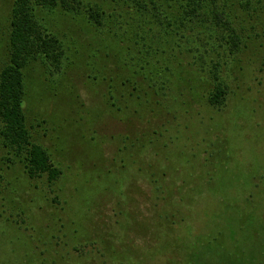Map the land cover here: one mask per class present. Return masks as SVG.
<instances>
[{"label":"rangeland","instance_id":"374dc122","mask_svg":"<svg viewBox=\"0 0 264 264\" xmlns=\"http://www.w3.org/2000/svg\"><path fill=\"white\" fill-rule=\"evenodd\" d=\"M14 1L0 0V71L8 62ZM83 1L92 5L107 3L108 9L113 5V0ZM39 16L61 39L66 35L67 39L68 36L75 38L78 46H71L74 50L79 47L90 56L103 46L104 37L89 31L84 23L45 11H40ZM261 43L264 44V35L236 57L221 60L222 77L229 87L223 109L209 107L204 99L200 100L202 90L198 87L193 92L180 88L172 94V101L178 99L174 103V115L169 117L174 129L165 137L177 141L178 151L184 155L171 154L165 166L153 167L155 175L151 179L157 180L159 186L171 180L169 165L170 169L174 168L172 171L182 173L176 183L179 192L171 201L185 207L181 215L176 212L177 207H169V211L165 208L166 218L159 217V210L152 209L155 201L147 188L145 199L148 201L145 203L141 196L132 195L131 205H127L131 202L124 195L97 193L95 180L104 170L110 169L120 178L122 166L141 161V157L133 154L135 150L119 153L118 147L128 130L133 134L142 130L143 103L138 109L140 115H130L128 110L117 113L107 104V83L88 79L84 66H74L63 78L50 65L48 68L32 66L29 83L30 78L40 75L46 90L41 92L42 97L39 92L28 91L29 102L25 105L28 127L64 174L52 185L46 177L30 179L20 163L13 167L8 164L0 144V262L23 264L30 253L39 254L44 250L40 240L56 235L60 240L51 250V256L57 264H118L101 257L96 250L91 251V247H85L83 252L74 250L78 242L97 240L102 232L112 237L117 246L123 239L124 245L137 253V264H171L172 261L213 264L214 260L223 264H264V47ZM185 57L186 78L204 80L210 76L212 63L208 62L202 71L192 59ZM158 125L162 126L161 130L169 126ZM171 148V151L178 149ZM216 148H221V153L215 152ZM114 159L118 160L116 167H112ZM133 166L145 173L146 166L141 162ZM130 172L122 180L128 191L133 186L132 183L125 185ZM139 173L143 174L140 170ZM137 185L144 188L141 180ZM188 193L192 194L191 198L187 197ZM123 194L127 195L125 191ZM192 200L196 204L189 210ZM163 202L166 204L168 200ZM21 210H27L26 223L16 225L12 220L22 223L25 219ZM9 218L11 223L7 222ZM141 224L149 227L146 236L138 233ZM132 226L136 228L131 230ZM159 235L171 236V241L162 247L163 255H157L152 247V256L142 257L145 248L162 243L157 239ZM125 249H120L122 254ZM196 253L201 256L190 260Z\"/></svg>","mask_w":264,"mask_h":264},{"label":"trees","instance_id":"16d2710c","mask_svg":"<svg viewBox=\"0 0 264 264\" xmlns=\"http://www.w3.org/2000/svg\"><path fill=\"white\" fill-rule=\"evenodd\" d=\"M85 2L83 0L14 1L10 20L8 62L0 71V144L7 155L6 161L12 167L20 163L30 179L46 177L48 184L52 185L62 177L64 173L60 166L54 163L50 153L35 140L28 127L25 110V105L29 102L28 91L41 93L46 90L40 75L30 78L32 82L29 83L28 73L36 64L44 68L50 65L59 72L58 76L63 78L74 66L77 68L84 66V74H87L88 79L107 83L109 93L107 104L111 110H116L117 113L128 110L131 112L130 115L134 116L140 115L138 109L142 103L144 106L142 130L134 134L128 130V134L123 135L119 140L118 147L119 153L124 150H135L133 154L141 157V161H133L131 165L122 166L120 178L113 175L110 169L104 170L95 180L97 193L105 191L104 194L124 195L127 201L131 202H126L127 205H131L132 195L145 199L148 190L155 201L152 209L159 210L157 212L159 217L166 218L163 210L166 208L169 211V207L172 209L177 207L175 210L181 215L185 205L176 206L171 199L179 192L176 190H179L176 188V183L182 173L172 171L174 168L171 166L170 169L169 165L171 180L159 186L157 180L151 179L152 175H155L152 173L155 170L153 167L165 166L171 154L177 155L179 152L178 157L184 155L183 152L178 151L180 149L177 141L165 137L166 133L174 129L173 120L171 121L169 117L174 115L175 104L178 102L177 98H173V101L170 98L180 88L193 92L198 87V90H202L200 100L204 99L209 107L219 110L225 107L229 87L226 79L222 77L221 60L226 57H236L249 45H254L256 39L260 40L263 37L264 0H113V5H109L111 9L106 8L107 3L92 5ZM40 11H45L49 15L55 13L69 21L84 23L89 31L104 37L103 46L97 54L93 53L90 56H87L86 50L84 51L86 54L82 53L79 47L72 49L71 46L77 45V40L69 36L67 39V35L63 40L58 34L53 33L47 27L48 23L45 24L40 18ZM79 46L83 47L82 44ZM260 46L264 47V44L261 43ZM185 56L192 59L193 64L199 66L202 71L205 65L207 67L208 62L212 63L213 70L210 76L204 77V80L186 78L183 62ZM193 82L194 86L191 85ZM192 95L194 96L193 93ZM42 96L43 93L40 97ZM35 98L39 97L35 95ZM30 99L32 100V97ZM196 102L198 103L199 99ZM161 123L169 125L168 128L161 130L162 126L158 125ZM171 147L178 149L171 151ZM149 148L154 150L149 152ZM158 148L159 151H156ZM217 148L215 152L221 153V148L218 150ZM217 158L219 156L215 159ZM140 162L146 166L145 173L143 169H139L143 174L133 166ZM218 162L216 160V163ZM117 163L118 160L114 159L112 167L118 166ZM127 171L130 172L126 178L129 182L125 185L132 183L133 191L131 188L129 191L124 189L122 180L127 175ZM108 179L111 181L107 182ZM140 180L143 181V189L137 185ZM107 183L109 184L105 185ZM123 190L129 198L123 194ZM191 193L187 194L188 198L192 197ZM167 200L168 203L165 204L163 201ZM146 201L148 199H145V203ZM195 204L196 202L192 200L189 210ZM164 205L165 207L162 208ZM21 211L25 219L22 223L12 220L16 225L26 223L27 210ZM129 219L134 220L133 217ZM179 219L183 218L179 217ZM184 221L185 218L182 222ZM7 222L11 223L10 218ZM163 225L166 227L167 222L165 221ZM135 228L132 226L130 229ZM25 229L28 230L27 227ZM98 229L97 231L101 232ZM138 230V233L146 236L149 227L141 224ZM57 238L56 235H52L47 240H40L44 250H40L39 254L35 251L30 253L24 258L23 264H47L49 261L57 264V260L51 256L54 247L59 244L60 238ZM162 238V235L157 237L161 244L145 248L142 257L150 258L153 254L152 247L156 254L161 253L159 256H162V247L171 241V236ZM56 239L57 242L54 243ZM96 239L93 241L80 239L83 243L78 242L79 245L77 244L74 250L83 252L87 249L85 247H91V251L96 250L101 257L110 258L113 263L137 264V253H133L129 246L124 245L123 239L118 241L120 242L118 246L112 237L102 232ZM121 248H126L127 251L124 250L122 254ZM45 254H49L51 258L44 257ZM57 254L54 253L56 256ZM200 256L201 253L199 255L196 253L190 256V260L194 261ZM119 257H123V260H118ZM172 262L171 264H177L175 261ZM9 263V261L0 262V264ZM213 264L223 263L214 260Z\"/></svg>","mask_w":264,"mask_h":264}]
</instances>
